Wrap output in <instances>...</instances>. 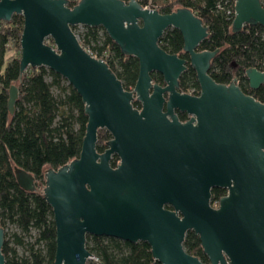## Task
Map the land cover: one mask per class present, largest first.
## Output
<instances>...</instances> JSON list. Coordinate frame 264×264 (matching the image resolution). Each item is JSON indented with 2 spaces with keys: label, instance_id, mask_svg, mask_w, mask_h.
Segmentation results:
<instances>
[{
  "label": "water",
  "instance_id": "water-1",
  "mask_svg": "<svg viewBox=\"0 0 264 264\" xmlns=\"http://www.w3.org/2000/svg\"><path fill=\"white\" fill-rule=\"evenodd\" d=\"M66 3L0 0V21L23 19L20 73L47 67L59 74L80 96L87 116L78 156L44 172L43 196L55 226L53 264H87L92 254L86 235L146 242L160 264H206L185 251L189 230L207 264H264V103L235 79L222 84L209 75L218 49L198 50L207 26L187 7L160 13L137 0ZM246 24L264 27L261 0H235L231 29ZM75 25L101 27L122 54L138 60L132 90L81 45ZM169 27L182 36L198 95L178 90L186 60L159 46ZM152 72L164 86L152 81ZM245 76L252 89L264 83V71L255 67ZM17 98L11 85L10 114ZM175 109L190 118L181 122ZM99 129L111 135L102 152L96 148ZM14 175L22 189L34 190L30 173L14 167ZM212 187L227 189L216 208L209 204ZM3 243L0 226V264Z\"/></svg>",
  "mask_w": 264,
  "mask_h": 264
},
{
  "label": "trees",
  "instance_id": "trees-1",
  "mask_svg": "<svg viewBox=\"0 0 264 264\" xmlns=\"http://www.w3.org/2000/svg\"><path fill=\"white\" fill-rule=\"evenodd\" d=\"M66 1L69 7L78 2ZM137 1L160 13H169L179 7L191 9L208 30L198 50L218 49L211 59L209 75L222 84H229L234 78H239V88L264 103V83L257 89H251L245 76V70L250 67L264 71V27L246 24L240 31L233 32L231 24L234 16H229L226 11L230 6L234 8L235 0ZM261 3L264 6V0ZM22 26L21 15H13L9 22L0 21V224L6 219L16 223L24 232H28L31 227L36 228V243L42 242L45 252L31 244L28 253L18 257L4 241L2 253L5 264H53L55 226L52 209L43 196L44 172L49 167L56 169L78 156L87 116L80 96L70 84H61L63 78L59 74L49 70L52 76V82L49 83L44 78L43 67H28L20 73ZM83 27L85 30L79 37L81 45L108 64L124 89L132 90L138 75V60L122 54L106 32L99 34L101 27ZM10 42L16 49V55L6 62L5 54L11 49ZM159 44L167 52L188 60V55L182 50V36L177 29L167 28ZM151 78L157 83L162 81L161 75L157 73H152ZM52 84L62 93L58 98L51 92ZM11 85L18 89L12 114L7 110L8 89ZM178 90L193 95L199 93L196 74L189 61L179 78ZM133 106L139 107V102L134 100ZM180 117L184 119L185 115L181 114ZM110 137L107 130H98L96 148L99 152L106 148ZM117 162L118 157L113 155L111 166L114 167ZM14 167L22 168L34 177V190L26 191L17 184ZM222 193L221 189L214 188L213 199ZM17 242L22 243V240L17 237ZM86 247L97 257V262L89 260L87 264H160L152 257L150 246L143 241L130 243L113 237L86 235ZM183 247L202 262L207 261L199 238L193 231H187Z\"/></svg>",
  "mask_w": 264,
  "mask_h": 264
},
{
  "label": "rangeland",
  "instance_id": "rangeland-1",
  "mask_svg": "<svg viewBox=\"0 0 264 264\" xmlns=\"http://www.w3.org/2000/svg\"><path fill=\"white\" fill-rule=\"evenodd\" d=\"M84 27L83 25H76V27L74 28L73 32L76 34L77 38L79 39V37H82V34L84 32ZM102 31H104L103 29H99L98 32L99 34H102ZM105 32V31H104ZM46 43L52 45V40L51 38H46ZM80 41V40H79ZM9 46L11 47V49L5 54V61L8 62L9 60H11V58L13 56L16 55V49L13 45L12 42L9 43ZM45 69V80L49 83L52 82V76L49 73V69L47 67H43ZM63 78V77H62ZM238 82L240 83V79L238 78ZM61 84L63 86H66L68 84V82L66 81L65 78H63L61 80ZM51 92L55 97H59L61 93V91L59 90V88L55 85H51L50 86ZM75 127L77 126V124L74 125ZM1 227H3L4 229V241H6L8 243V246L12 249V251L15 252L16 256H25L28 253V247L31 244H34L35 248H39L41 250V252H45V246L42 242L36 243V238L38 236V231L36 228L31 227L29 229L28 232H24L21 230L20 227L17 226L16 223H13L9 220H3L2 224H0ZM17 237L20 238L22 240V243H18L17 242ZM90 243V242H88Z\"/></svg>",
  "mask_w": 264,
  "mask_h": 264
},
{
  "label": "flooded vegetation",
  "instance_id": "flooded-vegetation-1",
  "mask_svg": "<svg viewBox=\"0 0 264 264\" xmlns=\"http://www.w3.org/2000/svg\"><path fill=\"white\" fill-rule=\"evenodd\" d=\"M159 46H160V44H159ZM161 47V46H160ZM162 48V47H161ZM166 51V50H165ZM167 52V51H166ZM184 52V51H183ZM167 53H169V52H167ZM185 53V52H184ZM171 54V53H170ZM187 54V53H186ZM188 55V54H187ZM178 56V55H177ZM179 57V56H178ZM180 58H183V57H180ZM183 59H185V58H183ZM186 60V59H185ZM187 61H189V57H188V60H186V67H187ZM152 73H157V74H159L158 72H152ZM151 73V74H152ZM160 75V74H159ZM182 75V74H181ZM162 77V76H161ZM235 79V83L239 86V82H238V79H236V78H234ZM153 81V80H152ZM154 82V81H153ZM154 83H157V82H154ZM157 84H159V85H162V86H164V81H163V79H162V81L161 82H158ZM250 88V87H249ZM252 89V88H251ZM195 95H198V94H195ZM249 95V94H248ZM164 96L166 97L167 96V94L165 93L164 94ZM252 96V95H251ZM137 108H139L140 109V106L139 107H137ZM165 108H163V110H164ZM174 112H175V114L177 115V118L181 121V122H184V121H186V120H188L189 118H190V115L189 114H187V113H185V112H181V111H179V110H177V109H175L174 110ZM181 114H183V115H185V118L184 119H182L181 117H180V115ZM214 188H219V189H221L222 191H223V193L217 198V199H213V197H212V190L214 189ZM227 194V189L226 188H221V187H212L211 189H210V199H209V204L212 206V207H217L218 206V203H219V199L222 197V196H224V195H226ZM204 263H208V261H206V262H204Z\"/></svg>",
  "mask_w": 264,
  "mask_h": 264
},
{
  "label": "built area",
  "instance_id": "built-area-1",
  "mask_svg": "<svg viewBox=\"0 0 264 264\" xmlns=\"http://www.w3.org/2000/svg\"><path fill=\"white\" fill-rule=\"evenodd\" d=\"M144 7L150 8L148 5H145ZM226 14H229V16H231V15L234 16V8H231V6H230V8L226 11ZM1 22H3V21H1ZM89 260L93 261V262H97V257L92 254V256L90 257Z\"/></svg>",
  "mask_w": 264,
  "mask_h": 264
}]
</instances>
